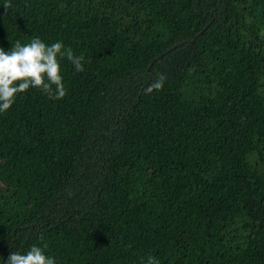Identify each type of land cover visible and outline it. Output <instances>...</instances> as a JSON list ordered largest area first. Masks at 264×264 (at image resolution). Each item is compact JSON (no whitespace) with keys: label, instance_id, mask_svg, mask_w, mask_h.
<instances>
[{"label":"trees","instance_id":"16d2710c","mask_svg":"<svg viewBox=\"0 0 264 264\" xmlns=\"http://www.w3.org/2000/svg\"><path fill=\"white\" fill-rule=\"evenodd\" d=\"M36 37L84 70L0 113V264H264V0H0Z\"/></svg>","mask_w":264,"mask_h":264},{"label":"clouds","instance_id":"9594fccd","mask_svg":"<svg viewBox=\"0 0 264 264\" xmlns=\"http://www.w3.org/2000/svg\"><path fill=\"white\" fill-rule=\"evenodd\" d=\"M4 7L7 9L11 5L6 2ZM65 57L77 72L84 70L85 57L76 55L71 47L65 48L62 42L47 45L36 37L27 44L17 40L10 51L0 47V113L9 110L17 94L30 87L42 89L52 99L64 98L67 91L60 60ZM166 79L165 74L158 73L144 91L150 94L162 90ZM47 247V244L43 248L33 245L26 254L11 252L6 264H56L55 258L45 255ZM148 264H159V261L150 256Z\"/></svg>","mask_w":264,"mask_h":264},{"label":"water","instance_id":"95a60500","mask_svg":"<svg viewBox=\"0 0 264 264\" xmlns=\"http://www.w3.org/2000/svg\"><path fill=\"white\" fill-rule=\"evenodd\" d=\"M185 42H188V40H182V41L176 43L175 45H173L172 47H170L168 50H166V53H167V52H170L171 50L175 49L176 47H178V46L184 44ZM151 66H152V64H151ZM151 66H150V67H151Z\"/></svg>","mask_w":264,"mask_h":264}]
</instances>
